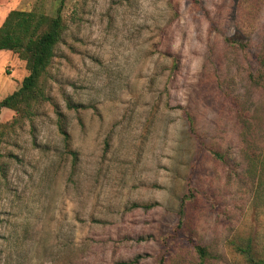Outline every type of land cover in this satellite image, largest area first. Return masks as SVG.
Returning a JSON list of instances; mask_svg holds the SVG:
<instances>
[{"label": "rangeland", "instance_id": "374dc122", "mask_svg": "<svg viewBox=\"0 0 264 264\" xmlns=\"http://www.w3.org/2000/svg\"><path fill=\"white\" fill-rule=\"evenodd\" d=\"M59 7L49 100L1 114L0 264L264 259V0H0V27ZM27 75L0 51V101Z\"/></svg>", "mask_w": 264, "mask_h": 264}, {"label": "trees", "instance_id": "16d2710c", "mask_svg": "<svg viewBox=\"0 0 264 264\" xmlns=\"http://www.w3.org/2000/svg\"><path fill=\"white\" fill-rule=\"evenodd\" d=\"M61 12L62 8L59 7L56 16L51 17L40 10H13L0 27V51L17 54L26 63L28 70V75L23 79L20 88L0 101V142L8 126L1 121L4 109L15 112L16 117L13 122H18L19 119L30 118L37 104L49 100L46 94V81L49 78V68L55 57L56 47L61 41L65 28ZM226 41L231 45L241 46L234 39H226ZM259 63L261 66L259 77L263 78L264 52L260 54ZM187 118L193 128V120L189 115ZM63 134L67 135L64 131ZM1 156L0 153V158ZM211 156L221 163H228L227 156L218 151H211ZM183 216L184 211L181 209L179 226ZM191 244L200 260L203 261L210 256L206 247L194 242ZM236 249L250 264H264V259L254 255L251 244L237 246Z\"/></svg>", "mask_w": 264, "mask_h": 264}]
</instances>
